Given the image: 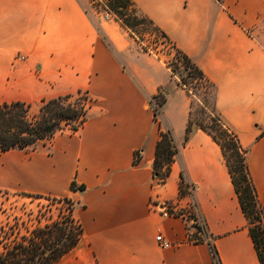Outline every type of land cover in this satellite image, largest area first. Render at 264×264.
I'll list each match as a JSON object with an SVG mask.
<instances>
[{"label": "crops", "instance_id": "crops-1", "mask_svg": "<svg viewBox=\"0 0 264 264\" xmlns=\"http://www.w3.org/2000/svg\"><path fill=\"white\" fill-rule=\"evenodd\" d=\"M134 1L214 82L216 110L247 149L264 214V0ZM99 28L78 0H0V102L77 90L93 101L74 132L59 131L34 150L0 151V190L71 200L82 235L55 264H214L208 240L221 264H258L218 145L200 128L182 144L186 90L116 20ZM158 88L166 100L154 120L147 98ZM165 128L178 153L155 184V144ZM181 169L193 186L183 197ZM165 200L192 204L205 238L190 242L184 214L164 216L151 205Z\"/></svg>", "mask_w": 264, "mask_h": 264}, {"label": "trees", "instance_id": "trees-1", "mask_svg": "<svg viewBox=\"0 0 264 264\" xmlns=\"http://www.w3.org/2000/svg\"><path fill=\"white\" fill-rule=\"evenodd\" d=\"M101 1L113 19L137 42L142 41L138 31L140 28L152 37L151 43H161L166 47L165 53L170 57L166 66L172 75H176L178 84L189 95V111L182 144L186 142L194 128H200L218 145L239 207L246 219L247 232L252 240L258 264H264V214L250 177L246 160L247 149L240 145L236 133L229 128L216 110L214 82L184 51L169 40L166 33L140 9L134 0ZM82 7L88 14L87 9ZM95 27L99 32V26ZM141 48L147 52L158 50L148 45H142ZM160 90L163 92L161 102L158 103L160 109L153 108L154 120L159 118L161 106L166 100L164 90L162 88ZM202 91L208 102L200 106V111L204 116L192 119L193 97L196 92ZM157 95L158 92L151 98ZM90 102L91 98L86 90H77L74 93L49 99L42 98L35 107L23 101L0 102V151L16 147H32L37 142L50 140L55 133L62 130L74 132L85 121ZM159 136L155 144L152 173L154 178H159L164 182L169 175L170 164L178 153V146L174 142L170 128L161 129ZM230 153L236 158L233 162L230 160ZM138 160L139 153L136 152L134 162ZM179 177L178 194L184 196L187 186L191 188L193 186L185 180L183 169L180 170ZM75 187L72 183L71 188ZM77 188L81 189L83 186L80 185ZM22 194L37 198H50L52 202L64 201L66 208L59 213L58 218L27 228L24 233L19 234L12 241L0 240V264H55L78 243L82 235L81 224L72 214L73 204L65 197ZM207 244L214 264H221L215 246L210 241H207Z\"/></svg>", "mask_w": 264, "mask_h": 264}, {"label": "rangeland", "instance_id": "rangeland-1", "mask_svg": "<svg viewBox=\"0 0 264 264\" xmlns=\"http://www.w3.org/2000/svg\"><path fill=\"white\" fill-rule=\"evenodd\" d=\"M78 1L82 6L87 9L88 15L95 26H100L102 22L114 20L113 16L110 12L107 11L106 6L102 3L101 0ZM138 31L139 35L142 38V41H138L140 46L148 45L149 47H155V49L158 48L157 52L151 51L150 53H154L160 56L165 64L168 63L170 61V57L167 53H165L166 47L163 46L161 43H151L152 37L149 34L140 30V28H138ZM157 92L158 95L155 98H151V96L147 98V104L152 110V112L153 108L156 110L160 109L158 103L161 102V94L163 92L160 90V88H158ZM193 99L194 101L191 107L192 119L201 116L203 117L204 114L201 113L200 106L204 102L205 104H208V102L205 100V95H203V91L196 92ZM38 103L39 102L32 103L33 107H35ZM90 103L91 105H93L92 99ZM48 141L43 142L47 144ZM36 144L26 149L34 150L36 148ZM231 154L232 153H230V160L233 162L236 158L233 155L231 156ZM181 197H183V195ZM189 204H191V201H189ZM65 208L66 203L64 201L52 202L50 201V198H37L32 196H26L19 192H7L4 190H0V240L12 241L19 234L24 233L27 228L29 229L34 226L44 224L46 222L58 218L59 213H62ZM174 214H184V216H186L187 219L191 221V231L188 233V240L190 242L196 243L205 238L203 231L200 228L201 225H198L197 222H194L191 219L193 217L192 204L188 206V201L186 203L182 202L179 207L176 206V212ZM197 227L199 229H197Z\"/></svg>", "mask_w": 264, "mask_h": 264}, {"label": "built area", "instance_id": "built-area-1", "mask_svg": "<svg viewBox=\"0 0 264 264\" xmlns=\"http://www.w3.org/2000/svg\"><path fill=\"white\" fill-rule=\"evenodd\" d=\"M19 58H24V57L23 56H19ZM161 183H162L161 179L155 178V184H161ZM191 190H192L191 186H187L185 195L189 194V192H191ZM151 205L153 207L158 208L159 211L164 216L169 215V214H174L176 212V204L173 203L172 201H169V200H165L159 205L158 204H153V203ZM155 239L158 241L159 245L162 248H167V247H169L171 245V243L168 240L164 239L161 236L160 233L155 236Z\"/></svg>", "mask_w": 264, "mask_h": 264}]
</instances>
